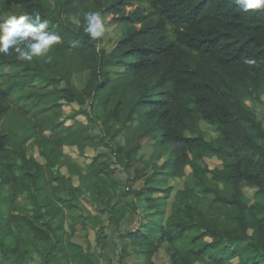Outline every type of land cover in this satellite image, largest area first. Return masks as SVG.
Listing matches in <instances>:
<instances>
[{"label":"trees","instance_id":"obj_1","mask_svg":"<svg viewBox=\"0 0 264 264\" xmlns=\"http://www.w3.org/2000/svg\"><path fill=\"white\" fill-rule=\"evenodd\" d=\"M89 11L115 25L110 51L105 36L84 33ZM21 14H39L62 41L50 62L0 54V264H100L105 229L93 252L64 229L84 195L115 225L119 264H156L161 249L169 264H264V10L244 13L235 0H0V17ZM61 101L78 106L64 121ZM31 139L43 164L27 154ZM63 147L107 156L98 153L82 175ZM211 157L220 169L203 164ZM113 168L132 170L120 191L104 175ZM185 176L182 189L169 185ZM111 188L118 200L108 206ZM244 188L255 189L251 199ZM127 216L134 225L122 230Z\"/></svg>","mask_w":264,"mask_h":264},{"label":"rangeland","instance_id":"obj_2","mask_svg":"<svg viewBox=\"0 0 264 264\" xmlns=\"http://www.w3.org/2000/svg\"><path fill=\"white\" fill-rule=\"evenodd\" d=\"M72 20L74 21L75 18L72 17ZM107 34L105 35V40L102 43L101 47L105 49L106 51H110L116 37V29L115 25H107ZM111 76L116 78L120 77L122 73L116 72L115 69H110ZM83 77L80 74H74L72 83L76 87H82L83 86ZM37 87V86H35ZM65 89V86L63 83H61L58 87L59 91H63ZM261 100L264 102V94L261 97ZM60 115L59 119L60 121H64V119L67 116L72 115L75 111L78 110V106L76 104H70L67 105L63 101L60 102ZM251 109L258 112V117L260 119L263 118V115L261 113L260 106L255 105L254 102L248 101L247 104ZM49 114V112H47ZM51 116V113L49 114ZM77 121L85 122V119L81 116L76 118ZM72 123L70 121L66 122V125L69 126ZM264 124V121H263ZM199 127L202 130V132L205 134L206 140H211L216 137V133L214 130L209 127L208 125L204 123H199ZM18 133L20 135L21 131L24 130L22 128L18 129ZM29 133L27 132V135ZM46 135H48V132H45ZM21 136V135H20ZM120 142H122V138H117ZM31 139L28 144L26 145L27 154L29 156L34 157L39 163L43 164L44 161L41 157H39L38 148L34 144H32ZM144 149L139 153L138 157L142 156V160L146 161L149 158L151 148L149 147V144H145ZM63 153L68 156L73 163L76 164L78 169L80 170L81 174L83 175L86 172V166H88L92 159L98 154L101 153L103 155H106V150L104 148L100 149H92V148H86L83 153H80L75 147H63L62 149ZM166 158V155L164 156V159ZM157 161V164L160 165L162 161ZM101 162H106L110 165V160H108L105 156L100 159ZM142 161V164H143ZM203 164L208 167V169H220L221 164L218 160H216L214 157L211 158H202ZM113 172L108 171L105 173V176H112L118 185V190L120 191V186L124 185L126 182L127 177H132V170L130 169L128 172L120 171L115 168H113ZM57 170L65 176L71 177V182L73 186L75 187H81L83 190L86 189L87 182L85 180H80L76 175H69L67 173L66 168L62 167H56L53 172L57 173ZM186 176L189 174V170L185 169ZM186 176L184 178H177L174 180L169 181V185L173 187L174 190L182 189V183L186 180ZM142 180H137L132 184V188L139 189L140 185H142ZM55 185V184H53ZM255 189L250 188H244L243 193L248 197L252 198V194L254 193ZM110 193L112 196V199L110 201H107V199H104L103 202L107 204L108 206L113 205L118 200V191L114 190L113 188L110 189ZM155 197H162L161 194H155L153 196ZM131 199V195L128 194L125 197L122 198V202H129ZM79 211L76 213L75 219H69L68 221H65L64 229L68 234H71V241L81 246L85 251H88V249L93 252L96 250V234H99V232L103 229L106 233L103 237L105 239V246L104 251L105 253L103 256L100 257V264H119L117 262L116 254L114 253V245L113 243L117 241L115 234H113V230L115 225L108 223V218L105 215H100V213L96 210V208L92 207V204L90 201H88V196H79ZM121 229H130L134 225V221L132 217H128L123 220L120 224ZM109 257H111V260H109ZM236 260L232 261V263H235ZM155 263L156 264H169V257L166 254L165 250L161 249L156 255H155Z\"/></svg>","mask_w":264,"mask_h":264},{"label":"clouds","instance_id":"obj_3","mask_svg":"<svg viewBox=\"0 0 264 264\" xmlns=\"http://www.w3.org/2000/svg\"><path fill=\"white\" fill-rule=\"evenodd\" d=\"M244 13L264 10V0H235ZM86 26L84 33L92 41L101 40L106 33L105 18L100 11L84 14ZM49 29V21L42 20L39 14L8 15L0 17V54H8L11 49L17 54V60L31 62L34 58L44 57L51 61L50 52L59 45L62 37ZM245 63L253 64L254 60Z\"/></svg>","mask_w":264,"mask_h":264}]
</instances>
